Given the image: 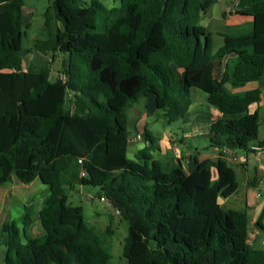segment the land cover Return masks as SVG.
I'll return each mask as SVG.
<instances>
[{
	"label": "trees",
	"instance_id": "trees-1",
	"mask_svg": "<svg viewBox=\"0 0 264 264\" xmlns=\"http://www.w3.org/2000/svg\"><path fill=\"white\" fill-rule=\"evenodd\" d=\"M112 1L119 5L51 0L32 50L65 56L64 79L52 81V59L37 71L22 68L23 0H0V186L16 178L48 187L37 213L44 236L26 235L35 214L25 206L0 226L3 263L111 264V228L88 225L67 196L90 186L128 223L124 264H264V247L247 243V211L219 204L238 187L225 152H254L258 137L260 115L250 106L262 91L225 85L264 79V0H237L233 11L252 19L250 29L227 28L216 52L200 21L217 0ZM191 88L221 114L208 127L218 158L188 175L164 173L146 130L129 158L133 106L153 96L169 123L184 120Z\"/></svg>",
	"mask_w": 264,
	"mask_h": 264
},
{
	"label": "crops",
	"instance_id": "crops-1",
	"mask_svg": "<svg viewBox=\"0 0 264 264\" xmlns=\"http://www.w3.org/2000/svg\"><path fill=\"white\" fill-rule=\"evenodd\" d=\"M236 3L237 0H234L232 6H229L228 3H226L223 7L220 4V0H217V2L213 4L202 17V19L206 18L205 25L201 24L202 21H200V24L206 29V32L210 34L213 52H216L223 45L222 35L226 32L227 28L238 27L239 29H243L244 26H247L252 21L250 17L236 15L234 11H226V7L234 8ZM217 4L219 5L218 8L216 6ZM29 26L30 25L28 24V29L30 28ZM38 34L39 35L34 38L32 42L40 37V32H38ZM27 52H29L30 56L28 57L26 64H24L22 60V68L24 71H37L40 67L45 65L47 61H49V59L46 58L48 56L47 54L43 52L33 51L32 46L30 47V49L28 48ZM219 63L221 66L220 70H222L224 61L222 60ZM35 64H37L38 67H36ZM225 88L230 92L250 91L253 89H260L262 91V100L259 104L251 105L250 112L257 111L260 115L258 137L255 143L252 144V146L257 145V143H264V79H260L257 82L248 83L245 86L237 89H232L228 85H225ZM203 101H206V95L203 98ZM194 105L195 104L192 100V104L184 119L185 121L183 122V125L189 128L182 129L181 137L178 138V136L174 135L173 133H168L167 135H165V140L173 148L172 150L170 148V153L164 156H159L156 153L153 155V159L160 163L161 170L164 173H169L175 169L181 168L188 175L196 170L198 163H201L207 159L216 160L218 158V150L215 148L199 146L193 148L191 145L190 147H188L185 142L187 139H190L192 137H198V133L202 134L200 136L208 137L209 125L214 123L221 117L220 112L215 108H211L212 115H208L201 114L199 111H197V106L191 109V107ZM155 112H157V110L154 108L153 96L142 98L133 106L128 114V124L131 125L134 133H129L128 147L141 140L144 141L145 145L144 131H147L146 119L148 116L153 115ZM190 113L195 115L192 120L190 119ZM195 122L196 124H200L199 122L205 124L206 130L202 132L200 129H198V126L195 127ZM175 147L178 148V152L174 151ZM207 148H209L210 150H208ZM137 151H135L133 155ZM231 155L237 158L234 168L237 174L238 187L233 195H231L229 198H220L219 204L222 206L224 201H227L226 203L229 205V209L247 211L249 218V241L255 248H262L264 247V230H261L257 226V223L260 222L261 224H264V153L259 154L255 152H232ZM225 160L230 164L228 158H225ZM230 165L233 166V164ZM213 175L215 176L214 172ZM36 181L42 184L41 181L35 180L31 184L24 185L20 183L16 178H13L10 181L12 182L11 186H6L4 188V191L0 193V226L5 221H9L11 219L10 211L13 205L21 208V212H19L15 217V221H17L22 216L25 206L28 205L26 200H28L27 198L29 197V195L26 190L30 187V185L36 183ZM42 191L43 190H40V193ZM47 192L48 187L46 194ZM44 194L45 193L43 191L37 199L32 201L31 205L29 204L33 209L35 217L33 219V222L25 230L26 234L29 232V235L27 234L28 237L41 238L44 236V231L41 227V223L37 218V213L41 209V203ZM28 203H30V201ZM86 223L93 226L100 233L105 232L107 228L111 226L109 217H106L103 214H95V216L91 217Z\"/></svg>",
	"mask_w": 264,
	"mask_h": 264
},
{
	"label": "rangeland",
	"instance_id": "rangeland-1",
	"mask_svg": "<svg viewBox=\"0 0 264 264\" xmlns=\"http://www.w3.org/2000/svg\"><path fill=\"white\" fill-rule=\"evenodd\" d=\"M85 2H89L90 0H84ZM101 2L106 8H111L114 6H118V2H113L112 0H97ZM234 0H220L221 6H225L226 3H228L229 6H232ZM24 6V16H23V23L22 26H27V23L30 25L29 29H26V35L23 37L22 41V49L20 51L21 58L23 60V63L26 64L29 55L28 48L32 46V41L34 38H36L41 30V26L43 24V14L47 7L50 5L51 0H23ZM217 8L219 5H216ZM216 9V8H215ZM227 11V7H226ZM228 12V11H227ZM201 24L205 25L206 18H203L201 20ZM250 24L243 27V30H249ZM97 32L103 31V24L101 21L98 22V26L96 29ZM51 61L50 69H51V80L57 79L61 77V64L65 63V56L61 54H56L53 58L51 57V54H48L46 57ZM36 67L37 64H35ZM60 75V76H59ZM191 98L193 100L194 106L191 107L194 108L197 106V111H199L201 114H208L212 115V111L210 105L206 103V101H203V98L205 97V94L200 91L197 88H191L190 89ZM193 113V112H192ZM191 114V113H190ZM195 115L191 114L190 119L192 120ZM185 120H179L176 122L169 123L165 117L162 116L161 111L155 112L153 115L148 116L146 119V129L152 136L153 140L158 146V151H156V154L159 156H164L170 153V151L173 149L172 146L165 140V135L168 133H173L174 135H177L178 138L182 135V129H188L189 127H185L183 125V122ZM196 124L195 127H199L202 132L206 130L205 124ZM128 131L130 134L134 133L133 128L130 124L127 125ZM186 144L188 147L190 145L194 147H208L209 141L207 136H198V137H192L190 139H187ZM185 144V146H186ZM144 146V141H138L135 142L133 145L128 147L127 150V156L129 158L133 157V153L137 151L138 149H141ZM180 146V145H179ZM171 148V150H170ZM210 150L209 148H207ZM208 153V152H206ZM237 159V158H236ZM230 164L236 165V161L232 162V158L230 157ZM14 182V181H12ZM12 182H8L5 185L0 186V193L4 191V188L7 186H11ZM40 190H43L46 194L47 187L41 183H33L30 185V187L26 190L29 197L27 198V204L31 205L32 201L37 199L40 193ZM40 193V194H39ZM44 194V195H45ZM96 189L90 187V186H84V187H76L72 190L67 191V196L69 199V203L73 206H80L83 211V217L85 222H88L89 219L95 214H103L106 217H109L110 220V228L112 230V235L110 239V247H111V264H124L126 262L125 258L122 255L123 251V245H124V239L127 236V228L128 223L124 221L119 215H116L115 210L110 207L107 203L101 202L96 197ZM30 201V203H28ZM227 201H224L222 208L224 210L229 209V205L226 203ZM21 212V208L13 205L11 208L10 214L11 219L9 221H15V217L18 215V213ZM28 232V231H27ZM29 233V232H28ZM27 233V234H28ZM26 234V235H27ZM29 235V234H28ZM27 235V236H28ZM4 253H5V247L0 242V264L3 263L4 259Z\"/></svg>",
	"mask_w": 264,
	"mask_h": 264
},
{
	"label": "built area",
	"instance_id": "built-area-1",
	"mask_svg": "<svg viewBox=\"0 0 264 264\" xmlns=\"http://www.w3.org/2000/svg\"><path fill=\"white\" fill-rule=\"evenodd\" d=\"M236 5V4H235ZM234 10V8H231V7H227V11L228 12H231V11H233ZM61 80H63L64 79V77H59ZM198 136H200V135H202V134H197ZM138 139H139V137H138ZM251 150H253L255 153H259V154H262V153H264V146L262 147V146H259V145H256V146H252L251 147ZM174 151L175 152H178V148H174ZM226 153V157L225 158H228V160L230 161V157L232 158V162L233 161H237L236 160V157L235 156H232L231 155V153H229V152H225ZM81 175H83V173L81 174ZM99 200L101 201V202H103V203H108L107 201H106V199L104 198V197H101V198H99ZM109 204V203H108ZM115 213L118 215L119 214V212L117 211V210H115Z\"/></svg>",
	"mask_w": 264,
	"mask_h": 264
},
{
	"label": "water",
	"instance_id": "water-1",
	"mask_svg": "<svg viewBox=\"0 0 264 264\" xmlns=\"http://www.w3.org/2000/svg\"><path fill=\"white\" fill-rule=\"evenodd\" d=\"M96 196H100V193L97 192ZM248 244H250L251 242L250 241H247Z\"/></svg>",
	"mask_w": 264,
	"mask_h": 264
}]
</instances>
